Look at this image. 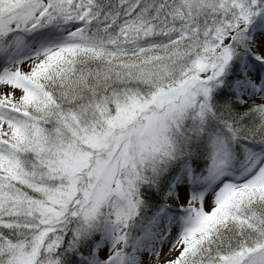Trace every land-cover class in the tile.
I'll list each match as a JSON object with an SVG mask.
<instances>
[{
	"label": "snow or ice",
	"instance_id": "1",
	"mask_svg": "<svg viewBox=\"0 0 264 264\" xmlns=\"http://www.w3.org/2000/svg\"><path fill=\"white\" fill-rule=\"evenodd\" d=\"M0 264H264V0H0Z\"/></svg>",
	"mask_w": 264,
	"mask_h": 264
}]
</instances>
